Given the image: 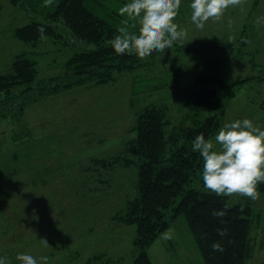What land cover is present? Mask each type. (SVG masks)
Returning <instances> with one entry per match:
<instances>
[{"label":"rangeland","instance_id":"374dc122","mask_svg":"<svg viewBox=\"0 0 264 264\" xmlns=\"http://www.w3.org/2000/svg\"><path fill=\"white\" fill-rule=\"evenodd\" d=\"M17 1L0 0V74L10 71L18 55L36 61L38 73L32 93H21L25 86L15 88L27 105L22 110L20 101L12 110L4 106L0 119V255L10 264H20L21 252L47 257L41 264H132L136 226L117 218L137 195L138 167L135 154L121 153L136 138L131 129L146 88L175 66L181 85L172 89L205 77L218 87L225 123L248 117L264 127V0H237L200 28L181 5L174 19L185 35L157 55L154 66L147 63L107 84L49 90L43 98L38 84L64 77L65 64L76 52L96 46L65 27L63 39L36 44L17 39L16 28L42 20ZM153 68L155 76L148 75ZM242 81L247 82L231 88ZM174 98L170 94L166 102L176 123L184 107ZM253 202L263 216L253 230L247 264H264V195H255ZM148 256L153 264H205L183 216L153 243Z\"/></svg>","mask_w":264,"mask_h":264},{"label":"trees","instance_id":"16d2710c","mask_svg":"<svg viewBox=\"0 0 264 264\" xmlns=\"http://www.w3.org/2000/svg\"><path fill=\"white\" fill-rule=\"evenodd\" d=\"M20 1L26 11L31 9L33 14H41L42 20L33 19L16 28L17 39L27 44H36L44 38L59 40L64 37L61 29L65 27L76 39L96 46L76 52L65 64L64 77L37 83L42 90L41 98L49 90L56 92L91 81L99 84L114 82L119 75L140 70L147 63L154 66L157 55L168 49L154 50L147 55L135 48L119 54L115 52L111 41L119 34L118 27L126 19L119 9L127 0ZM12 2L18 4L17 0ZM181 5L192 11L190 0ZM139 21L137 18L134 25L130 22L129 29L141 30ZM154 71V68L147 69L146 73L155 76ZM169 72L171 78H167ZM37 73L36 61L18 55L10 71L0 74V119L4 116L2 111L8 108L4 106L12 110L20 101L21 93L33 92ZM179 78L175 66L159 80L146 77L154 83L146 88L148 96L135 113L136 124L131 130L135 131L136 138L128 142L121 153L122 156L135 154L138 167L137 195L117 218L123 224L136 226L133 241L136 256L132 264H153L148 249L179 216L188 222L205 264H247L252 255L251 236L262 220L263 210L255 207L252 197L246 201H232L227 195L204 189L202 157L192 151L191 141L200 132L206 138L214 139L225 124L222 100L218 87L205 77H195L179 91L172 89L181 85ZM17 86H25V89L17 94ZM163 90H167L168 95L174 94V100L184 107L176 123L170 116L171 109L166 102L168 95L163 96ZM155 93L160 98L153 100L150 96ZM25 105L27 103L19 102L21 110ZM260 108L264 113V101ZM127 162L130 164L131 160ZM102 164L105 166L104 162ZM257 194L264 195V181L257 183ZM225 203L230 205L225 209V215L213 216L212 212L224 208ZM220 229H226L224 235L220 234ZM213 242H219L220 248L214 249Z\"/></svg>","mask_w":264,"mask_h":264},{"label":"clouds","instance_id":"9594fccd","mask_svg":"<svg viewBox=\"0 0 264 264\" xmlns=\"http://www.w3.org/2000/svg\"><path fill=\"white\" fill-rule=\"evenodd\" d=\"M237 0H190L191 20L200 28L209 18H218L222 11ZM182 0H127L119 9L126 16L118 33L111 41L116 53L138 49L143 55L154 50L171 48L173 42L182 39L185 30L175 22ZM142 22L141 30H130L136 19ZM192 151L202 157L204 188L217 195L241 193L255 198L256 185L264 181V127L252 118L234 119L225 123L214 139L206 138L203 132L191 141ZM214 210L213 216L223 217L225 209ZM224 235L226 229H220ZM214 249L220 248L213 242ZM20 264H41L47 257L39 259L28 252L17 254ZM0 264H10L9 259L0 255Z\"/></svg>","mask_w":264,"mask_h":264},{"label":"crops","instance_id":"0c3cea01","mask_svg":"<svg viewBox=\"0 0 264 264\" xmlns=\"http://www.w3.org/2000/svg\"><path fill=\"white\" fill-rule=\"evenodd\" d=\"M46 39H48V38H44V39L40 40L39 42L44 41V40H46ZM51 40H53V39H51ZM53 41H55V40H53Z\"/></svg>","mask_w":264,"mask_h":264}]
</instances>
